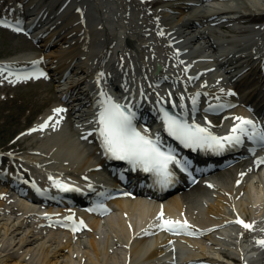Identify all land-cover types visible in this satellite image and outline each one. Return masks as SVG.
<instances>
[{
    "label": "bare ground",
    "instance_id": "bare-ground-1",
    "mask_svg": "<svg viewBox=\"0 0 264 264\" xmlns=\"http://www.w3.org/2000/svg\"><path fill=\"white\" fill-rule=\"evenodd\" d=\"M215 1L21 0L23 14L13 6L0 13V21L11 25L0 28L12 29L10 32L17 36L22 32L13 29L18 28L17 24L20 28L25 25V34L30 32L29 39L39 40L31 50L0 60V69H5L0 74V86L4 90L20 87L26 82L37 84L39 88L47 86L45 91L51 100L47 109L20 136L18 151L24 149L29 155L23 156L24 161L27 159L26 164L28 162L35 172L52 176L55 180L73 181L74 185L84 189L92 186L98 193L108 190L107 196L99 199V203L89 200L84 205L91 206L93 211L89 212L71 204L68 198L74 199L72 190L62 192L52 182L48 187H44L47 183L39 182L52 197L40 199L41 202L46 200L50 206L42 214L46 221L62 227L63 223L88 219L85 222L90 230L98 231L104 226L102 213L110 207L117 213L111 212L105 218L114 229L113 238L117 245H123L133 237L137 222L149 224L146 233H155L161 241L158 247L149 250L147 258L152 261L155 254L163 255L161 244L170 239L164 237L168 231L158 227L161 221L151 225L162 211L165 220L187 221L188 229L175 233L203 237L216 247L218 253L209 254L205 246L196 249L183 244L189 255L175 263L171 246V251L166 254L170 256V264L220 263L221 255L234 264H264L260 260L263 254L258 253L255 245L264 233V162H261L264 150L256 148L257 144L245 140L241 146L228 148L223 154L224 160L194 156V168L198 171L209 168L207 165L210 163L217 165L229 161L231 155L238 158L235 166L211 172L208 178L194 186L188 185L185 189L176 186L179 189L160 208L149 204L146 201L149 196L144 194L157 193L140 184L135 187V192L142 194L137 198L113 197L114 191L104 179V167L101 166L104 160L111 164L119 163L105 154L96 131L98 126L94 123L97 117L94 109L101 99L100 93H106L112 100L117 97L107 89L115 85L113 78H106L110 81L107 87L98 82V78L102 80L99 74L106 75L114 66H133L137 70L133 79L136 80L137 76L144 80L141 87L135 82L134 87H127L130 95L124 100L135 113L134 126L144 131L147 129L152 135L157 134L172 146L182 144L164 132L161 109L172 108L187 121L206 127L218 137L230 134L231 128L238 123L236 117L264 126V22L253 28L238 25L249 21L250 15L262 13L264 0ZM207 2L212 4L205 5ZM227 10H232L230 17L226 15ZM50 45L53 48L46 52ZM9 71L36 78L17 80L15 75H8ZM41 72L43 76L39 75ZM52 74L54 83L49 82ZM123 81L130 84L131 77L123 78ZM193 97H196L195 105ZM58 108L65 111L57 115L53 110ZM219 111L225 112L216 114ZM46 121L48 126L41 128ZM198 151L200 154L206 151L205 155L209 153V150ZM125 164L133 175L130 165ZM108 167L115 175L118 173L114 167ZM135 173L139 175L140 172ZM251 173L257 175V179L249 178ZM145 177L149 180L147 174ZM183 178L178 182L189 184ZM14 180V177L0 173V195L3 199L17 200L27 217L34 213L41 215L37 211L38 206L34 207L26 199L32 200L36 195L26 191L24 198L17 193L11 194L15 192L10 187ZM117 180L113 179V187L118 185ZM253 185L262 186V192L255 194ZM59 193L70 197H61V194L57 197ZM205 205L206 210L203 209ZM237 219L252 224L253 229H244L235 223ZM13 227L12 232H16L22 228V223ZM62 228L72 233L68 227ZM83 228L85 226L80 229ZM9 230L10 227L7 232ZM217 231L223 234H213ZM91 242L96 254L91 264H99L95 260L99 261L97 255L100 253L104 256L102 264H119L115 256L109 258L108 249L103 251L96 247L95 241ZM133 243L131 251L134 254L140 256L146 252L143 250L147 240L135 239ZM70 246L68 242L62 248L73 252ZM254 256L257 260L251 261ZM43 262L54 264L48 254Z\"/></svg>",
    "mask_w": 264,
    "mask_h": 264
},
{
    "label": "rangeland",
    "instance_id": "rangeland-1",
    "mask_svg": "<svg viewBox=\"0 0 264 264\" xmlns=\"http://www.w3.org/2000/svg\"><path fill=\"white\" fill-rule=\"evenodd\" d=\"M9 6L17 7L22 13L21 0H0V13L4 11V8L7 10ZM262 22H264V11L250 15L249 21L238 25L253 28L261 25ZM37 41L39 42V40H30L27 35L18 34L16 36L8 29L0 28V60L31 50V47L38 45ZM51 48H53V45H50L45 51L49 52ZM53 76V74L50 75L49 82L54 83ZM46 87L39 88V85L31 82L6 90L0 86V173L18 179L22 185L31 179L47 183L48 185L44 184V187H48L51 182V176H44L40 172H35L29 167L28 162L26 164L27 159L24 161L23 156L28 154L24 152V149L18 151L20 136L24 130L30 127L50 105L51 100H49L45 91ZM224 112L219 111L216 114H223ZM24 172L27 174L24 175ZM256 176L251 173L249 178L257 179ZM253 189L256 190L255 194L262 192V186L253 185ZM9 198L6 201L0 195V264H44L43 260L47 254L54 264H91L92 259H96L91 241H95L96 247L103 251L108 249V254H111L109 258L115 256L119 260V264H158L160 261L159 264H170V256L166 254L170 250L171 243H182L186 244L187 247L194 246L196 249L205 246V251L209 254H218L216 247L207 243L203 237L197 235L187 237L169 231L167 234L165 233L164 237H170V239L161 244L162 250H164L163 255L155 254V259L148 261L149 250H154L156 246L160 245L161 241L155 233H150V235L146 233L147 225H149L146 222H137L138 225H134L133 237L131 239L129 237L127 243L117 245L115 238H113L114 229L110 227L109 221L105 218L106 215L102 217L104 226L101 230L92 231L88 228L71 233L56 223L46 221L43 215L48 210L49 206L47 204H36L38 206L37 211L41 215L34 213V215L27 217L24 209L16 201ZM36 205L34 207H37ZM206 206H204V210L207 209ZM111 212L117 213L115 211ZM90 216L93 217V215ZM86 220L88 222V219ZM21 223L22 228L12 232L15 228L13 225L17 226ZM158 223H160V219L157 218L151 225ZM8 227H10V230L7 232ZM218 233L222 234L221 231L213 234ZM172 237H175V240ZM135 239L136 241L147 240L146 249L143 250V252H146L143 255L138 256L131 251V245L134 244ZM68 242L71 244L70 248L74 249L73 252H70L68 248H62ZM56 251L58 252L56 253ZM176 253L178 255L177 251L174 254L176 255ZM97 256L99 261H95L102 264L104 256L102 253ZM220 258L222 260L220 263L206 262L205 264H234L231 259L222 255Z\"/></svg>",
    "mask_w": 264,
    "mask_h": 264
},
{
    "label": "snow or ice",
    "instance_id": "snow-or-ice-1",
    "mask_svg": "<svg viewBox=\"0 0 264 264\" xmlns=\"http://www.w3.org/2000/svg\"><path fill=\"white\" fill-rule=\"evenodd\" d=\"M0 26L11 27V25L3 21H0ZM13 30L16 32L22 31L20 28H14ZM160 34L162 35L163 33ZM4 71L5 69H0V74H3ZM8 75H15L17 80L36 78L34 75H21L11 71L8 72ZM39 75L43 76L44 73L41 72ZM99 75L103 77V73ZM228 94L232 95L233 93ZM100 96L101 99L98 101L99 111L94 123L98 126L96 131L106 155L116 160L127 161L133 170L140 169L143 172L153 174L156 177V183L161 187H166L171 183L173 173L170 171V165H175L181 171H186L185 165L187 162L182 163L178 160L171 149H164L158 135L156 139H151L137 131L133 124L135 113L129 105L114 102L104 92H101ZM192 103L193 105L196 104V97L192 98ZM209 107L211 108L212 106L209 105ZM53 111L58 115L65 110L58 108ZM160 111L164 132L186 148L220 153L228 148L243 145L245 140L264 148V126L252 120L236 117L235 119L238 123L231 128L230 134L218 137L213 135L206 127H202L195 122L189 123L187 120L172 115L163 109ZM51 119L52 117H49V120ZM47 126L48 122L46 121L41 128ZM261 162H264V158H262ZM54 186L62 192L72 190L60 182H54ZM158 219L161 220V224L158 227L165 231L180 232L187 230L189 227L187 221L165 220L162 211ZM235 223L240 224L246 230L253 229L252 224L240 219H237ZM78 230L75 227L72 229L73 232ZM256 243L264 247V240H258Z\"/></svg>",
    "mask_w": 264,
    "mask_h": 264
}]
</instances>
